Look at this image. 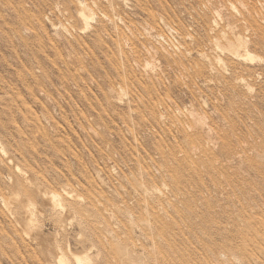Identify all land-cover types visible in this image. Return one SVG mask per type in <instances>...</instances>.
I'll return each mask as SVG.
<instances>
[{
  "label": "rangeland",
  "instance_id": "obj_1",
  "mask_svg": "<svg viewBox=\"0 0 264 264\" xmlns=\"http://www.w3.org/2000/svg\"><path fill=\"white\" fill-rule=\"evenodd\" d=\"M76 1L0 0V264H54L59 249L71 263L73 253L85 252L95 264H116L113 238L136 243L138 255L162 241L178 264H264V252L247 238L248 216L264 210V63L240 64L224 76L198 72L199 51L229 64L212 48L208 22L220 19L229 40L234 30L247 35L241 14L264 25V0H86L107 15L102 28L95 20L87 31ZM165 25L200 43L184 45L175 32L155 42ZM252 51L264 59V48ZM237 76L252 92L236 84ZM187 109L212 130L199 132ZM174 154L176 180L159 170L162 156ZM25 176L31 185L39 178L46 190L62 194L67 186L84 199L76 213L64 214L65 228ZM137 181L169 199L161 206L169 218L156 225L166 231L163 239L141 236L146 212ZM25 199L39 209L40 236L13 218L14 211L25 215ZM116 206L129 209L140 230L129 231L130 216Z\"/></svg>",
  "mask_w": 264,
  "mask_h": 264
},
{
  "label": "bare ground",
  "instance_id": "obj_2",
  "mask_svg": "<svg viewBox=\"0 0 264 264\" xmlns=\"http://www.w3.org/2000/svg\"><path fill=\"white\" fill-rule=\"evenodd\" d=\"M120 1L123 2L124 4L130 2V0H120ZM108 2L112 6L115 5V0H108ZM93 3H95V2H93ZM76 4H77V6L79 7V10H80V12H78V15L81 18L82 23L84 24V26H83V30L84 31H87L90 28L92 29L91 25H92V22H94L95 20L100 24V28L103 27V24L105 22V19L107 18V15L105 13H102V11L99 9V7H97L96 4H95V6H96L97 10H95L93 8V6L91 4H89L86 0H77ZM231 5L232 4H230V6ZM232 6H231V8L233 9L234 7H232ZM242 8H243V6H242ZM262 8L264 9L263 6H262ZM125 9H126V7H125ZM244 9H245V7H244ZM236 12H237V10H236ZM241 15H242V22H243V30H244L245 33H247V35H244L243 33H236L237 31L234 30L231 33L235 37L234 40H229L228 32L226 31L227 29L226 30L222 29V26H221V24L219 22L220 19H218L217 17H215V18L213 17L214 19H212V20H210L208 22L207 38H208V40L212 41V48L214 50H216V49H218L217 51L221 50L222 55L224 56L225 60H227V62L229 64L224 63V59L221 56L219 58L212 59V58L209 57V55L206 54L207 52L205 53L203 51H199V59H200L202 65H204L203 66L204 68L201 67L199 69V71H198L199 74L207 73V71L211 73V71H214V70L216 71L217 70L219 75L224 76L226 74V72H229V71L235 72L237 70V68H238V65H240V64H253V63H256V62L264 63V59L262 57L256 55L252 51V47L264 48V25H263L261 20H258L253 14H251L249 12H243ZM259 15H260V12H259ZM217 16H218V14H217ZM238 16H239V14H238ZM114 18H115V16H114ZM223 19L224 18H222V20ZM227 19L229 20V17H227ZM262 20H264V17H263ZM228 24H229V21H228ZM229 26H231V25H229ZM164 28L165 29L162 32H157L156 33V35L154 37L155 42L162 40L167 33L175 32V33H177L178 35L181 36L180 39L182 40V44H184V45H188L189 44V40H191L192 42H196L197 44L200 43L199 39H196L190 33H186L182 27H173V26H170V25H165ZM227 28H228V26H227ZM64 29H65V27H64ZM116 29H117V27H116ZM83 30H81V31H83ZM231 30H233V28ZM65 31L68 33L69 32L68 28L65 29ZM117 32H119V31H117ZM82 33H84V32H82ZM150 36L146 37V40L148 42H150V40H152L153 34L151 33ZM218 39H225L227 41V45H226L227 47L226 48L223 47V44ZM191 45H192V43H191ZM124 50L125 49L122 48V52H124ZM157 52H162L163 55L166 58H169L171 56V54L168 51H166V50L157 49ZM183 54H185V53L183 52ZM187 55H189V53ZM216 55H218V54H216ZM189 57H191V56L189 55ZM210 76H212V75H210ZM235 79H236V84L239 87L247 90L248 92H250L252 90V86L246 81V79L243 76H237ZM113 92L115 93L114 89H113ZM121 92H122V90H121ZM178 112H180V111H178ZM182 112H183V110H182ZM190 113L192 115V116L190 115L191 118H192L191 122H192L193 126L199 132H206V131L209 130L208 128H210V127H208V125L203 124V122L201 121L202 119L198 120L197 118L194 117V115H195L194 112L191 111ZM191 130H192V128H191ZM192 132L194 133V131H192ZM208 133H207V135H208ZM214 139L211 140V135H210V138H208V140L210 142L214 141V144H215L216 143L215 140L217 138L215 140ZM191 142L195 143L196 140L195 141L192 140ZM211 143H213V142H211ZM218 143L219 142H217V144ZM214 144H213V146H214ZM217 144H215V146H217ZM225 145L226 144L223 143V146H225ZM194 151L196 152V150H194ZM177 159H178L177 155H175V154L170 156V157L162 156V160H161V162H159V164H160L159 170H160V172H161V174H162V176L164 178H169L170 177L171 179H174L175 176L173 174L177 170V168H176V164H177L176 162H178ZM10 161L13 162V160H10ZM169 161L173 162V166H170V165L166 164ZM152 162H153V164L155 163L156 165H159L158 162L155 161V160H152ZM138 163H140L139 160H138ZM164 164H166L168 166L164 167L163 166ZM179 168L180 167H178V169ZM22 173H24L23 170H22ZM25 173L27 174V172H25ZM20 174H19V178H20ZM141 175L143 177H151V172H141ZM17 177H18V175H17ZM30 177L32 178L31 175H30ZM30 177L26 178V176H25V181L27 183L29 182L28 184H30V187L32 188V191L36 192L37 195L40 196L45 201L44 203H46V205L49 207L50 212L52 214V217L55 219V222L59 223V224L62 223V224H60V227H61V225H64V228H65L66 224H65L64 218H63L64 214L68 213V214L72 215V213L73 214L76 213L75 211L77 210L76 208L78 207V205L82 206V204H81L82 202H80V201H82L83 198L81 197L82 199H80V197H78V195L76 196V194H74V191L68 189L67 186L63 187V193L62 194H58L56 192L46 190L47 188L44 189V187H43L44 184L42 182L38 181L39 178L34 179L36 182L33 180V185H31L32 182H31V178ZM33 178H35V176ZM150 180L152 181L151 178H150ZM174 180H176V179H174ZM20 182H21V180H20ZM102 182L103 181H101V183ZM152 185L155 186L153 183H152ZM153 186L152 187L151 186L150 187H148V186L146 187V185L144 186L143 183H140V181L139 182L137 181V189H138L139 195L141 197V200L144 202L143 204H144L145 212H146L145 216H143L142 220L140 221V224L141 223L143 224L142 227L144 228V231H145V233H143L142 230H141V232L143 233V235L141 233V236L145 240L148 239V238L154 239L157 235L160 236L161 239H163V237L166 236V234H167L166 231L163 229V227L161 228V227H159V225H158V227H156V225L157 224L163 225V223L168 220V218H169L168 214H167V212H165V209H163L161 206L163 204L168 203L169 199L167 198V196L164 194L163 191H159L160 190L159 188H156V187H153ZM14 187H17V185L15 184ZM165 187L167 188V186H165ZM167 189H169V188H167ZM161 190H162V188H161ZM17 191H19V190H17ZM16 193L17 192H15L14 194H16ZM136 193L137 192L135 191V194ZM92 198H93V196H91V194H90L89 197H88V200L85 199L87 201V204H91V201H93ZM136 198H137V196H136ZM18 199H20V198H18ZM3 200H4V202H6V200L4 198H3ZM21 202L23 204H25V205L22 206V208L26 210V211H23L25 213V215L17 217L16 216V211L12 210V211L15 212V213L12 212L14 220L17 218L16 220H17L18 224H19V222L22 224L20 226H22L23 228L27 227L29 229V231H30V229H32V231H33L32 233L35 232L37 234V236H40L42 234V229L38 226L40 224L37 221L39 216L37 215V217H36V212L39 209H36L37 208L36 204L34 203V201L32 199H25L24 201H21ZM10 205L7 206V204H5L4 206H5V209L7 210V212L10 213V215H11ZM116 207L117 208L115 210L118 213H120L121 215H123L125 218L127 216H130L129 209H122V208H120L118 206H116ZM159 207H161V208H159ZM252 213H254V212H252ZM41 216H43L42 212H41ZM131 216H130V218H132V219L129 218L127 220V221H129L128 222V230L134 233L137 229H139L141 227H139L138 223L136 224L135 218H134V220H135L134 221L133 220V216L132 217ZM76 217H77V215H76ZM248 217H249V221H248V229H249L248 232L249 233H247L248 241L251 242L252 246H254L255 248L259 249L261 252H264V210L259 211V212L254 213V214H251ZM70 221H71V219H70ZM63 222H64V224H63ZM81 222L84 223L83 220ZM23 225H25V226H23ZM154 225H155V227H154ZM23 228H22V230H23ZM25 230L26 229H24L23 231H25ZM28 234H29V232H28ZM111 234H112L111 236H113L114 233H111ZM25 235H26V232H25ZM29 236H31V235L29 234L28 237ZM35 237L36 236H33V238L31 237V240L34 239ZM115 238H116V235H115ZM34 240H38V239H34ZM34 240H33V242H34ZM112 240L113 241L111 242V245H112V247L113 246L115 247V251H116V253L118 255L117 263L115 262L116 264H178L177 262L171 261V260H169L167 258L166 252H167L168 249H171L172 247H170L169 245H166L162 241H159L158 243L154 244L153 246L151 245L152 248L150 250H147L146 248H141L142 252H143V255H138L137 254L138 252L136 251V248H137V244L136 243H133V242L129 243L130 241H126L127 243H123L120 240H117V238H116V240L114 238ZM159 240H160V238H159ZM148 241H150V240H148ZM165 242H167V241H165ZM40 243H39V245L41 246ZM92 246H94V245H92ZM44 249H46V248H44ZM59 250H62V249H59ZM59 250L57 251V255L56 256H54V254H53L54 252L52 254H51V252L49 253V254H51L52 260L54 259V264H95L93 262V260H94L93 257L89 256L90 253L86 254L84 252V255H83L82 253L81 254L80 253L79 254L78 253L74 254L73 252L70 251L71 253H73L72 254L73 262L71 263V260L68 257L70 255H67L66 252L63 254L62 253L63 251L62 252L60 251L61 252L60 253ZM48 251H49V249H48ZM44 252H45V250H44ZM50 264H51V262H50ZM96 264H98V262Z\"/></svg>",
  "mask_w": 264,
  "mask_h": 264
}]
</instances>
